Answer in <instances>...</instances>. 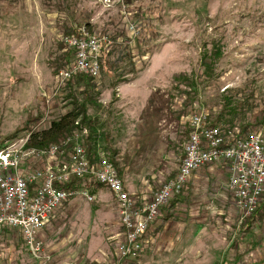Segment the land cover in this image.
<instances>
[{
    "label": "rangeland",
    "instance_id": "374dc122",
    "mask_svg": "<svg viewBox=\"0 0 264 264\" xmlns=\"http://www.w3.org/2000/svg\"><path fill=\"white\" fill-rule=\"evenodd\" d=\"M113 1L108 8L101 0H0V143L30 134L24 130L30 115H42L40 128L46 130L77 104L87 108L94 124L106 118L108 101H164L162 109L152 104L153 110L141 112L134 125L126 115L125 133H119L129 164L149 181L178 171L196 111L207 110L214 121L230 103L238 114L232 129L250 125V131L264 134V0ZM85 23L115 42L112 65L70 90V81L83 76L64 84L57 78L66 66L57 68L64 54L66 62L73 60L61 39ZM205 62L213 65V75ZM82 131L75 134L84 143L89 132ZM214 169L198 189H185L164 230L163 213L147 235L154 238L153 249L137 264H264V220L243 226L247 219L227 190L228 166ZM100 187L96 181L82 183L63 217L50 219L46 229L58 233L39 259L31 258L19 231L1 234L0 264L97 255L110 262L77 243L104 226L97 207L109 191ZM85 191L97 192L98 199L88 202ZM102 233L113 249L114 235ZM64 241L70 244L64 247Z\"/></svg>",
    "mask_w": 264,
    "mask_h": 264
},
{
    "label": "built area",
    "instance_id": "2783aa9c",
    "mask_svg": "<svg viewBox=\"0 0 264 264\" xmlns=\"http://www.w3.org/2000/svg\"><path fill=\"white\" fill-rule=\"evenodd\" d=\"M111 8L113 0H101ZM133 29V27H132ZM61 42L73 60L57 75L64 84L74 77H98L101 60L114 50L109 36L76 25ZM190 133L175 177L167 179L151 200L139 205L127 192L123 177L103 150L87 152L78 134L45 149L31 147V133L0 146V235L7 230L20 232L29 255L39 259L46 250L41 233L56 211L80 194L66 186L76 180L109 189L119 210L122 230L112 243L110 264H137L145 250L146 237L162 218L164 209L180 196L193 176L206 168L227 165V190L243 219L258 209L264 195V134L240 128L225 131L212 126L207 110L196 111L189 119ZM40 164L39 167L37 165ZM81 195L95 202L89 192Z\"/></svg>",
    "mask_w": 264,
    "mask_h": 264
},
{
    "label": "crops",
    "instance_id": "0c3cea01",
    "mask_svg": "<svg viewBox=\"0 0 264 264\" xmlns=\"http://www.w3.org/2000/svg\"><path fill=\"white\" fill-rule=\"evenodd\" d=\"M28 14L30 13H24V16H27ZM39 24H41V22H39ZM130 88L132 87H126V92L130 90ZM108 102H109L108 104L104 103L105 110H107L106 118L99 119L100 117L98 118L94 117L95 119H93L92 121L94 122V124L91 123L90 125L91 128H93V131H96L98 134V140L96 142L95 149L96 151L98 149L103 150L112 162L115 161L117 163V168L123 177L124 185H125L127 192H129L132 196H134L137 199L139 205H143L146 201L151 200L154 194L160 190L161 184L165 181V180L164 181L162 180L164 178L166 179L167 176L161 173V177L162 176L164 177L163 179H159L158 177L152 176L151 180L149 181L146 180V178L148 177L140 176V171L136 169L137 166H134L133 164L132 165L129 164L127 156L129 157L130 155H128V152H126V148L122 147L121 145L122 137L119 135V133L123 131L125 133L126 126L124 130H121V127H122L121 124H123V122L127 118L126 115L129 116L131 121L134 120L133 121V125H134L136 123L135 119L141 117V112L153 110L152 104H155L156 108L162 109V106L165 102L164 101H108ZM159 102H160V105H158ZM130 133H132V130ZM112 143H113L114 148L112 147ZM134 148H137V147L132 146V149ZM130 159L132 158L130 157ZM214 168L215 167H209V168H206V169H203L197 172L193 176V178L190 180L186 188L189 187V189L194 190V191L198 189L199 184L202 185L205 182L207 173L214 172L215 170ZM174 175L171 177H168V179L173 178ZM100 189L102 191H109L108 193L105 192L106 194L103 195L104 199L108 198L107 201H105L104 204H102L101 206L97 207V209H100L103 212L104 217L101 218L100 222H102V219H104V226L101 225V227L97 229L98 231H94L91 234L85 235V238L83 236H80L77 243L81 246L82 249H85L86 247H90L94 255L100 252L102 253V255L105 254L106 258L111 257L109 258V261H110V259L114 257L115 249L110 248V245L107 243V239H106L107 236H105L102 233V230H105L107 235H112V236L114 235L112 238H110V240H112L122 230V226L120 223L118 206H117L116 199L113 193L106 187H100ZM184 192L181 194L178 200L182 199L181 197L183 196ZM90 194L95 196L96 200L98 199L99 195L97 194V192H93ZM70 202L68 201L63 206H61V208L53 215L51 219L55 220V218L57 219L58 217H61V216L63 217V214H64L63 212L65 211L64 208L68 206ZM67 208L69 207H66V209ZM96 211H99V210H96ZM169 211L170 213H172L171 209ZM171 221L172 220H169L168 222H166L162 230H164L165 228L167 229V226H168L167 224ZM48 224L49 223H47V225L44 226L42 233H41V238L44 241L46 247H47L48 242H50L51 240L50 237H53L55 236V234L58 233V232L56 233L54 230L49 231L48 229H46L49 226ZM154 226L149 231L150 233L152 229L154 228ZM63 243H64V247L70 244V243H67L66 241H64ZM153 245H154V238L152 236H149V237L147 236L145 250L143 254H146V252L148 253L149 250H152ZM51 258L52 260L50 264H104V263H107V262H103V260L105 261V258L102 260L101 259L102 257L99 255H97L96 257L93 256V257H51Z\"/></svg>",
    "mask_w": 264,
    "mask_h": 264
},
{
    "label": "trees",
    "instance_id": "16d2710c",
    "mask_svg": "<svg viewBox=\"0 0 264 264\" xmlns=\"http://www.w3.org/2000/svg\"><path fill=\"white\" fill-rule=\"evenodd\" d=\"M126 2L132 3V0H126ZM81 25H86L89 28L90 24L85 23ZM93 30V29H92ZM72 33V30L66 31L64 35H69ZM102 35L107 36V34L102 33ZM62 49L64 48L63 45L61 44ZM110 55H105L103 59L101 60V66L102 70L105 69V67L109 66V59ZM68 59V54H64V58L62 63H60L57 68L60 69L64 65H68L69 63L66 62ZM112 64H110L111 66ZM207 73H210V75L214 74L213 71V65L205 62L203 65ZM86 79L85 77H77L73 82L70 81L68 84V88L70 90H73L76 86H80L83 80ZM75 81V82H74ZM226 101H232V100H226ZM77 103V101H76ZM77 108L70 111L66 115L62 116L59 120H55L51 123V126L49 129L46 130H41L40 126L43 120L42 115H38L37 117L30 115L27 119V124L24 126V130L29 131L31 133V147L36 148V149H45L48 148L52 145H56L70 137H72L76 131H81L84 129L88 130V137L86 139L85 146L87 148V152L90 156H94L96 153V142L98 140V134L96 131H93V128H91V122L88 120L87 116V108L85 106H79L77 104ZM226 110H228L226 112ZM238 119V114L236 112V107H230V103H227L225 109L219 113L214 118V121H211L212 126H220L223 127L225 131H231V129L234 127L235 121ZM250 125H242L240 127V135L241 136H246L250 132ZM233 130V129H232ZM15 138V136L13 137ZM12 138V139H13ZM4 143H0V146L3 145ZM115 166L117 167V163L113 161ZM118 169V168H117ZM177 174V173H176ZM175 174V175H176ZM174 175V177H175ZM82 185V181L76 180L72 182L71 184H68L66 187L68 189H79V187ZM181 196V195H180ZM178 196L176 199L172 200L168 206L166 207L163 211L164 216H163V222L160 225V228H163V224L171 220L172 218V213H170V209L175 207L179 197ZM264 220V195L263 199L260 202L257 211L247 219L246 223L243 225L246 227V229H249L251 225H253L256 222H262Z\"/></svg>",
    "mask_w": 264,
    "mask_h": 264
}]
</instances>
